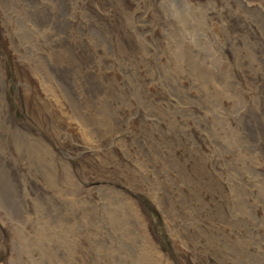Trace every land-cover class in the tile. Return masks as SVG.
Returning <instances> with one entry per match:
<instances>
[{"label":"rangeland","instance_id":"374dc122","mask_svg":"<svg viewBox=\"0 0 264 264\" xmlns=\"http://www.w3.org/2000/svg\"><path fill=\"white\" fill-rule=\"evenodd\" d=\"M0 96V264H264V0H0Z\"/></svg>","mask_w":264,"mask_h":264},{"label":"bare ground","instance_id":"6f19581e","mask_svg":"<svg viewBox=\"0 0 264 264\" xmlns=\"http://www.w3.org/2000/svg\"><path fill=\"white\" fill-rule=\"evenodd\" d=\"M71 34V35H70ZM75 33H69V32H67L65 35H63L60 39H59V42H58V44H64V43H66L67 42V44L66 45H68L69 47L71 46V48H72V51H70V53L71 54H68L69 55V57H70V59H68V65H63V66H65L64 67V69H63V72H62V77L61 78H58L57 77V81L59 82V85H60V87L62 88V87H65V88H67L66 90H65V92H66V94H64V97L67 99V101L69 102V104L71 105V107H76L77 106V99H76V91L73 89V87H75L74 85V83H76L75 82V80L73 79V75H75V73H76V71L77 70H75V60H76V56H75V54L76 53H74V47H75V45L74 44H76V41H75V35H74ZM58 44H57V40H55V39H52L51 41H50V43H49V45H51L52 47L53 46H58ZM50 47V46H49ZM62 51H64V49L62 50ZM47 54H49V53H47ZM47 59H48V61H49V57H47ZM61 64V63H60ZM78 66V65H77ZM74 81V82H73ZM71 82H73V85L71 84ZM64 89V88H63ZM63 89H61L62 90V92H64L63 91ZM23 90H24V92H23V95H24V98H26L27 97V94H29L31 91H30V89L29 88H27L25 85H24V87H23ZM47 92H46V91ZM44 91H45V93H46V95H50L51 94V91H49L47 88L45 89ZM31 94V93H30ZM33 94V93H32ZM33 96V95H32ZM34 97V96H33ZM49 99V98H48ZM209 98H207V100H208ZM32 100H34V99H32ZM34 109V108H33ZM35 109H36V111H39V108H37V107H35ZM8 113V112H7ZM40 113V112H39ZM32 114V113H31ZM8 117V116H7ZM10 118V117H9ZM8 118V119H9ZM0 121H1V124L3 125V126H7L8 127V124H9V122H8V120H7V118H6V114H5V105H4V103H3V101H2V97L0 96ZM12 123V122H11ZM12 125V124H11ZM13 132H15L16 134H18L19 135V137L20 138H23V139H29V134H28V132L26 131V129H25V127H22L21 125L19 126V125H14V127H13ZM38 139V138H37ZM38 143V142H37ZM23 144V143H22ZM28 145H30V146H33V148H34V150L35 151H37V145L35 144V143H33L32 141H29L28 140ZM15 147V146H14ZM49 151V150H48ZM39 153H40V151H39ZM45 154H46V152H44ZM49 155H51L52 157H53V155H52V151H50V153H49ZM44 156H47V155H44ZM51 158V157H50ZM49 159V158H48ZM52 159V158H51ZM50 163V165H51V167L53 168L52 170H56V168L58 169V166H56L53 162H49ZM17 170V169H16ZM38 171V170H37ZM61 171V170H60ZM49 172V171H48ZM49 174V173H48ZM42 175V174H41ZM51 174H49V176H50ZM56 175V174H55ZM54 175V176H55ZM68 175V174H67ZM63 176H64V173H63ZM37 177V176H36ZM69 177V176H68ZM38 178V177H37ZM58 178V177H57ZM65 177H63L62 179L63 180H65L64 179ZM38 179H40V177L38 178ZM56 179V178H55ZM67 180H68V178H66ZM68 181H70V180H68ZM67 181V182H68ZM71 182V181H70ZM70 182H68V183H70ZM57 184H58V181H57ZM70 187H73V185H69ZM52 194V193H51ZM54 194V193H53ZM45 195H48V193L46 192V194ZM54 196H55V194H54ZM52 198H54V197H52ZM55 199V198H54ZM50 201H52L51 199H50ZM2 210V209H1ZM2 212H4V211H2ZM4 215V214H3ZM1 216V215H0ZM6 217H7V215H6ZM2 219H3V217H2Z\"/></svg>","mask_w":264,"mask_h":264}]
</instances>
